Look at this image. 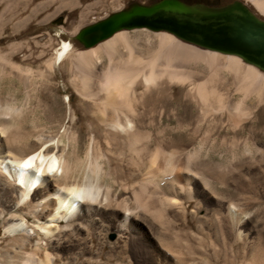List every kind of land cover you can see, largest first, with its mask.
<instances>
[{
    "label": "bare ground",
    "instance_id": "1",
    "mask_svg": "<svg viewBox=\"0 0 264 264\" xmlns=\"http://www.w3.org/2000/svg\"><path fill=\"white\" fill-rule=\"evenodd\" d=\"M17 1L11 0L7 4L15 6ZM252 7L249 9L264 20V3ZM133 28L142 30L133 33L129 30L132 28H121L82 49H76L70 41L64 40L55 55L44 61L45 68L35 70L36 73L8 58L12 47L7 52H0V61H6L10 66V76L14 69L19 71L16 78L24 87L28 81H33V77H40L44 83L35 90L46 95L52 90L56 66L70 64L69 82L86 101L84 113H79V118L89 121L86 148L81 156L82 126L71 130L68 144H65L64 134L58 135L56 130L49 133L37 127L25 130L20 124L13 123V118L22 112V107L15 105V93L7 102L0 100V217L4 218V232L8 236L5 246L0 247V264H62L58 254L48 249L49 245L53 246L52 240L64 230L75 231L93 223L97 214L110 220L119 238L116 252L126 261L121 264H131L129 238L135 234L153 244L154 264L185 263L181 256L155 244L147 225L149 221L145 222L139 210L164 224L163 212L175 203L168 193H182L200 178L211 196H223L227 177L219 172L221 166L216 164H209L207 171L197 170L193 165L194 152L188 151L184 164H180L175 151H165L163 140L149 152L144 140L152 134L141 130L145 125L144 117L149 118L150 127L168 126L172 118L178 119L175 107H170L178 101L180 89L172 88V83L189 84L187 95L198 99L204 112L213 110L225 115L233 128L234 140L240 134L248 133L243 148L245 152L258 155L257 169L252 182L235 173L232 177L237 184L233 191L246 201L256 199L260 192L264 194V145L256 138L259 127L264 131L261 120L264 108L256 112L246 104L252 97L258 102L262 98V69L239 55L200 46L166 30ZM57 30L59 34L64 32L60 28ZM142 35L152 39L151 42L132 39ZM102 56L105 59H101ZM199 63L206 67V76L200 75ZM223 70L233 74L234 90L241 95L235 102H232L231 93L221 92L219 84L216 85L221 82ZM23 73L27 75V82ZM137 85L141 86L140 91ZM26 96L28 98L29 93ZM212 99L217 101L216 104ZM250 117L251 125L242 124ZM60 124L62 122L58 121L56 125ZM101 127L104 128L103 141L100 139ZM203 136L208 138L211 132L206 129ZM141 140L144 142L137 145ZM239 144L236 142L235 150L242 148ZM112 145L118 146L119 155L123 156L119 166L120 183L125 186L126 181L132 179L139 184L138 190L131 191L132 203L113 194ZM105 176L110 179L107 183L103 180ZM219 205L225 209V215L213 216L225 234L223 244L231 249L238 248L243 237L241 227L248 212L233 200L227 203L221 200ZM24 213L34 218L33 225ZM76 253L71 260L73 264H101V250L93 251L91 245L89 258L81 259L82 252ZM234 262L235 259H230L228 263Z\"/></svg>",
    "mask_w": 264,
    "mask_h": 264
},
{
    "label": "rangeland",
    "instance_id": "2",
    "mask_svg": "<svg viewBox=\"0 0 264 264\" xmlns=\"http://www.w3.org/2000/svg\"><path fill=\"white\" fill-rule=\"evenodd\" d=\"M8 1L11 0H0V52H7L9 47H12L13 51L8 58L22 68L34 72L36 70L37 72L39 68H45L44 61L55 55L56 49L61 46L64 40L70 41L76 49L86 48L87 46L77 38L78 33L84 27L105 19L113 13L125 10L133 3L151 4L158 0H18L15 6H9ZM234 1L237 0H198L199 3L209 7H221ZM238 1L243 2L248 8H254L252 6L255 4L264 3V0ZM251 4L254 5L250 6ZM57 28L64 32L59 34ZM129 30L134 33L137 32L136 30L142 29L132 28ZM147 30L149 29H143L144 32ZM149 32L154 33L152 30H149ZM132 39L148 42L152 40L147 39L144 35L140 37L133 36ZM101 59H105V57L102 56ZM243 63H245L244 60ZM197 67L201 76L207 75L204 64L199 63ZM9 70L10 66L6 61H0V100L2 103L7 102V100H10L9 97L12 93H15V105L22 107V112L13 118V123L20 124L25 130H33L35 127L44 128L45 133L56 130L58 135L64 134L65 144H68L71 130L82 126L81 142L79 144V154L82 156L86 148L85 142L89 133L87 130L89 121L79 118V113H84L83 107L86 101L69 82V77L72 74L70 64L65 63L60 67L56 66L52 90L48 95L35 90L44 83V80L40 77H36L37 79L33 77V81L27 82V75L23 73L25 76L22 74V77L27 82L24 87V84L22 85L16 78L19 71L15 69L11 71L14 77L9 75ZM232 75L230 71L223 70L220 76L221 82L216 85L219 84L218 88L221 92L231 93L232 102H235L241 95L234 90ZM170 86L180 89L178 101L181 104L177 101L170 107H175L174 112L179 116L178 119L172 118L171 124L168 126L157 124L154 127L148 126L149 118L144 117L143 124L145 125L141 127V130L150 131L152 134L149 139L144 140L150 148L149 152L153 151L157 143L162 140L164 143H162L163 141L161 143L165 151H175L180 164L183 163V159L185 162L188 151L194 152L193 165L197 170L207 171L209 164L221 166L219 170L222 171L219 172L227 177L226 190L223 196H211L203 180L196 178L190 184L191 187L189 185L182 193L171 191L172 193L170 192L168 195H171L176 204L168 206V209H165L166 212H163L164 224L139 210V214L145 222L149 221L147 225L150 228L153 241L157 246L163 247L171 254L177 257L181 256L180 258H183L184 264H229L230 259H235L234 264H264V194L260 192L256 199L246 201L238 197L233 191L237 184V181L232 177L236 175L235 173H240L251 181L257 169L258 155L245 152L243 148V141H245L248 133L240 134L237 137L238 139L234 140L233 128H230L232 126L226 116L213 110L204 112L205 110L198 103L199 100L187 95L189 84L172 83ZM136 88L138 91L141 90L140 85H137ZM26 93H29L28 98ZM263 93V99L261 98L259 102L252 97L247 100L246 104L253 107L256 112L258 109L264 108ZM216 102L212 99L213 104H216ZM180 112L181 114H179ZM209 112L211 115L208 114ZM205 113L206 116H203ZM261 120L263 126L264 113ZM58 121H61L62 124L56 125ZM251 121L252 117L243 120L242 124L249 126L252 123ZM206 129L211 132V136L208 138L203 136ZM201 130L203 131L201 132ZM103 131L104 128L101 127L100 139L102 141L104 140ZM257 131L256 138L261 140L264 145V131H261V127ZM144 141H138L137 145ZM236 142L240 143L239 146L242 148L235 150ZM103 148L105 149V145ZM111 149L113 194L132 203L131 191L133 189L138 190L139 184L132 179H128L125 186L120 183L119 166H121L120 163L122 164L121 158L123 156L119 155L118 146L112 145ZM103 180L106 183L110 181L108 176H105ZM249 194L253 195L251 192ZM228 199L229 201L233 200L239 206L242 205L241 207L248 212V218L241 227L243 230V237L240 239L241 245L234 249L223 244L226 240L225 234L218 228L216 217L213 216L218 213L225 215V209L220 207L219 204L221 200L224 203L229 202ZM177 201L180 203L179 205ZM24 215L29 223L33 225L34 218L27 213H24ZM96 217L93 223L75 231L64 230L52 240L53 246L49 245L48 249L52 253L58 254L62 264H73L71 260L76 252V254L82 252L79 255L81 259L89 258L91 256L89 253L90 245L93 251L101 250L99 257L101 264L126 262L117 255L116 242L119 238L113 231L110 220L103 218L100 214H97ZM3 225L4 218L2 216L0 217V247H4L8 239ZM220 233H223L222 236ZM130 237L132 238H129L131 264H154L155 249L153 244L141 238L138 234ZM56 243L58 244L56 245ZM64 246L68 248H64ZM109 253H111L110 256H108Z\"/></svg>",
    "mask_w": 264,
    "mask_h": 264
},
{
    "label": "water",
    "instance_id": "3",
    "mask_svg": "<svg viewBox=\"0 0 264 264\" xmlns=\"http://www.w3.org/2000/svg\"><path fill=\"white\" fill-rule=\"evenodd\" d=\"M125 27L166 30L200 46L239 55L264 70V20L238 0L221 7L182 0L133 3L84 27L77 38L90 46Z\"/></svg>",
    "mask_w": 264,
    "mask_h": 264
},
{
    "label": "flooded vegetation",
    "instance_id": "4",
    "mask_svg": "<svg viewBox=\"0 0 264 264\" xmlns=\"http://www.w3.org/2000/svg\"><path fill=\"white\" fill-rule=\"evenodd\" d=\"M182 1H185V2H198V0H182Z\"/></svg>",
    "mask_w": 264,
    "mask_h": 264
},
{
    "label": "trees",
    "instance_id": "5",
    "mask_svg": "<svg viewBox=\"0 0 264 264\" xmlns=\"http://www.w3.org/2000/svg\"><path fill=\"white\" fill-rule=\"evenodd\" d=\"M187 3H195V2H187Z\"/></svg>",
    "mask_w": 264,
    "mask_h": 264
}]
</instances>
